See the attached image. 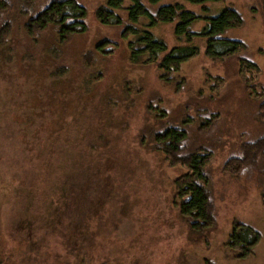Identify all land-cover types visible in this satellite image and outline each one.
Masks as SVG:
<instances>
[{"label":"rangeland","instance_id":"374dc122","mask_svg":"<svg viewBox=\"0 0 264 264\" xmlns=\"http://www.w3.org/2000/svg\"><path fill=\"white\" fill-rule=\"evenodd\" d=\"M51 1L0 16V264H264V157L226 170L264 133L263 0H144L152 14L126 0L122 25L99 19L106 0H76L87 28L65 41L28 29ZM167 2L200 16L187 36ZM140 14L167 46L123 32ZM172 126L181 156L205 153L209 210L202 190L186 203L194 175L154 140ZM237 223L260 235L244 258L227 245Z\"/></svg>","mask_w":264,"mask_h":264},{"label":"trees","instance_id":"16d2710c","mask_svg":"<svg viewBox=\"0 0 264 264\" xmlns=\"http://www.w3.org/2000/svg\"><path fill=\"white\" fill-rule=\"evenodd\" d=\"M75 2L73 5L66 4V2ZM110 0H106L105 3L99 8L102 11L101 13H106V17H102L100 15V20L103 24H109V25H122L125 21V18L130 15H132L131 10L134 3L131 4H125L126 0H122V3H120L119 6H108ZM162 0H148V3L150 5H159ZM188 2H192L191 0H186ZM25 6H33V4L36 2V0H22ZM131 2V0H130ZM264 2V0H263ZM196 3V2H192ZM149 4H147V1L144 0H138V3H135L134 6L137 8L144 9L145 12L152 14L151 9L149 8ZM139 6H142L143 8H140ZM9 3L8 0H0V16L1 14L8 9ZM167 8L172 10L173 16L172 20L170 22L176 21L178 19L175 31L177 28H181L183 30L184 35H188L190 32L189 24H188V17L191 15L196 16L197 18H200L196 12L186 9L184 5H182L180 2H167L165 4H161L158 7V11H164ZM138 12V11H137ZM87 14V10L85 6L79 4L76 2V0H52L50 4H48L43 10H41L38 14L32 16L28 20V29L30 32H33L34 34L41 32L48 28L50 25H57L58 27V34L61 39V41H65L74 35L84 32L87 28V25L83 18L81 16ZM143 15H137V19L131 20L130 23L126 24L123 32L126 31L129 27L133 28L135 32H139L142 34L150 33L153 35V42L154 43H165V41H162L163 39L158 38L157 36H154V33L151 31V23L148 25H145L146 27L139 26L138 21L142 19ZM210 20H214V18H210ZM153 25V24H152ZM11 24H6V29L11 28ZM141 28H143L141 30ZM219 36H215V38H208L211 40H218ZM224 41V40H223ZM212 44V41L211 43ZM167 46V44L165 43ZM165 46V47H166ZM171 51V50H170ZM159 53V52H158ZM165 53V52H163ZM160 55V54H159ZM159 57V56H158ZM255 69L259 72V69L257 66H255ZM258 119L264 123V99L259 104L258 109ZM176 130V131H184V129H180L178 127H169L165 129L164 131L158 132L156 134V137L154 138L156 144L159 145L161 151L164 152L166 155H174L175 157H183L186 165L189 167L188 171L181 175L180 178L188 176L189 174L194 175V182H190L186 186V190L189 191L188 199L186 200V203H190L195 198L198 200L199 194L198 191L201 192L204 191V197H208V203L204 206L205 210H209L211 202L209 198V193L207 189L206 180H208L207 175L205 174V163H204V156L205 153L203 152H194L187 154L185 156H181V152L184 151V144L185 140L187 139L185 136L182 138V140H175L170 137V132ZM264 157V133L261 134L259 137L248 141L244 144H242L241 147V154L238 156L232 157L229 159V161L226 164V170L231 174H238L241 172L245 167L256 165L261 158ZM204 163V164H203ZM204 165V166H203ZM1 169V168H0ZM4 171V166L0 172ZM1 178L3 177V174L0 175ZM10 186V183H9ZM261 199L264 202V188L261 192ZM247 230H249L247 233ZM260 235L257 230L251 229L248 224L246 223H237L231 234L229 241L227 245L230 246L231 249L233 248H239V252L237 253V256L240 258H244L245 256H248L253 253V250L257 243L259 242Z\"/></svg>","mask_w":264,"mask_h":264}]
</instances>
